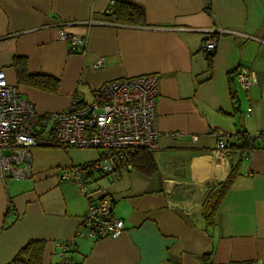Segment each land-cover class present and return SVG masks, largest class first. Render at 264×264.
Returning a JSON list of instances; mask_svg holds the SVG:
<instances>
[{
  "label": "crops",
  "instance_id": "0c3cea01",
  "mask_svg": "<svg viewBox=\"0 0 264 264\" xmlns=\"http://www.w3.org/2000/svg\"><path fill=\"white\" fill-rule=\"evenodd\" d=\"M117 1L142 7L144 23L116 21L110 7ZM208 1L207 8V0H0L7 80L16 84V55L27 58L30 73L59 80L56 93L18 85L39 114L62 111L74 99L90 102L112 79L155 74L159 81L152 173L125 165L117 179L92 173L124 232L98 240L78 235L86 198L58 177L94 161L98 150L35 147L30 178L0 179V264L30 239L45 241L42 264L60 263L59 244L70 264H202L205 253L211 264H264V136L242 148L243 135H264V0ZM60 28L85 44L71 52ZM217 29L227 32L208 65L200 42ZM241 67L256 73L248 91L236 80ZM218 137L228 142L227 155L217 154ZM230 172L207 226L204 204Z\"/></svg>",
  "mask_w": 264,
  "mask_h": 264
},
{
  "label": "built area",
  "instance_id": "2783aa9c",
  "mask_svg": "<svg viewBox=\"0 0 264 264\" xmlns=\"http://www.w3.org/2000/svg\"><path fill=\"white\" fill-rule=\"evenodd\" d=\"M206 5L208 8V0ZM211 31L213 33L200 42L199 49L206 54H214L221 34L227 32ZM58 38L68 44L71 52L85 44L84 37L68 33L64 28L58 30ZM103 63V58H99L95 65ZM236 80L244 91L257 83L255 71L244 67L237 69ZM158 95L159 81L155 74L122 77L102 83L93 91L90 102L80 103L74 99L62 111L39 114L35 105L21 96L19 86L7 80L4 68L0 67V179L8 183L30 178L35 147L98 150L94 161L73 164L58 177L75 183L86 198L87 208L78 235L93 240L118 237L124 232V221L113 215V202L105 188L96 186L87 175L95 170L117 179L119 161L126 152L158 147ZM259 136L264 135H248V145L254 146ZM216 152L219 155L229 152L228 142L221 137L216 140ZM125 166L132 167L129 163ZM59 247L62 260L58 264H70V259L63 256L67 247L63 244Z\"/></svg>",
  "mask_w": 264,
  "mask_h": 264
},
{
  "label": "trees",
  "instance_id": "16d2710c",
  "mask_svg": "<svg viewBox=\"0 0 264 264\" xmlns=\"http://www.w3.org/2000/svg\"><path fill=\"white\" fill-rule=\"evenodd\" d=\"M110 15H112L115 20L119 22L137 24L144 23L143 8L122 1H117L110 7ZM212 56V53L206 54L208 65L211 62ZM11 66L15 73L17 85H23L49 93H56L58 91V78L46 74L30 73L28 70V60L26 57L19 55L14 56L11 62ZM243 136V138H245V142L243 143L242 148L250 147L247 142V136ZM148 150L149 149L147 148H141L133 153L126 152L123 159L119 161V166H124L129 163L132 168L138 170L139 172L143 174H151L153 171V161ZM95 172L104 176L103 174L95 170L89 172L87 177H90L94 184L96 180L93 179L92 173ZM233 174V172H230L225 181H223L206 200L202 209V216L207 226H210L214 223V217L224 196L229 189V186L233 179ZM44 247L45 241L43 239H30L19 248L13 258L6 264H42ZM209 256L210 253H205L202 255V264H211Z\"/></svg>",
  "mask_w": 264,
  "mask_h": 264
},
{
  "label": "rangeland",
  "instance_id": "374dc122",
  "mask_svg": "<svg viewBox=\"0 0 264 264\" xmlns=\"http://www.w3.org/2000/svg\"><path fill=\"white\" fill-rule=\"evenodd\" d=\"M106 183V181L104 182V184ZM95 187V185H93Z\"/></svg>",
  "mask_w": 264,
  "mask_h": 264
}]
</instances>
